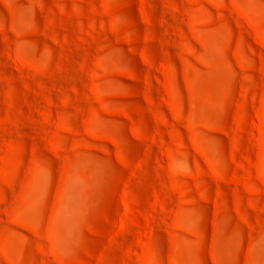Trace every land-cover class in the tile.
Instances as JSON below:
<instances>
[{
	"label": "rangeland",
	"instance_id": "obj_1",
	"mask_svg": "<svg viewBox=\"0 0 264 264\" xmlns=\"http://www.w3.org/2000/svg\"><path fill=\"white\" fill-rule=\"evenodd\" d=\"M0 264H264V0H0Z\"/></svg>",
	"mask_w": 264,
	"mask_h": 264
}]
</instances>
